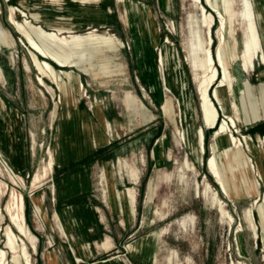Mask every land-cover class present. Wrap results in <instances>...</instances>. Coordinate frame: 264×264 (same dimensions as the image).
Returning a JSON list of instances; mask_svg holds the SVG:
<instances>
[{
  "label": "rangeland",
  "instance_id": "obj_1",
  "mask_svg": "<svg viewBox=\"0 0 264 264\" xmlns=\"http://www.w3.org/2000/svg\"><path fill=\"white\" fill-rule=\"evenodd\" d=\"M233 1L236 23L231 45L236 61L226 86L219 90L221 104L215 97L223 78L218 51L226 47L219 42V19L212 29L214 41L208 46V31L202 27L201 7L195 0H0V79L4 66L11 89L0 88V247L7 251L10 264L12 253L5 247L4 233L10 226L6 208L13 192L23 196L27 226L36 237V249L25 239L31 264L65 260L67 252L71 259H82L74 255L73 237L66 233L67 223L59 212L54 217L60 230L51 212L54 230L45 244L30 220L35 213L45 214L48 199L54 201L55 166L83 156L72 169H97L101 200H119L132 215L131 207L135 214L138 199V231L131 246L124 243L121 247L125 252L130 246L138 264H264V0ZM250 11L255 13L256 44L249 40ZM24 33L42 46L49 44L47 36L62 38L61 48L50 49L65 53L70 67L46 60L57 70L79 74L83 84V90L75 92L81 101L79 110L67 106L70 93L68 98L61 96L50 79L41 76L45 85L40 84ZM74 37L86 41L76 42ZM211 46L220 79L212 84L210 95L220 121L228 115L234 120L231 134L242 140L240 149L249 159L248 167L236 165L233 149L219 158L229 196L206 165L213 155L215 129L203 122L199 85L211 75L205 62ZM169 53L174 58L164 67L163 56ZM228 60L224 55L225 65ZM237 74L242 80L233 88ZM187 92L195 126L205 134L202 162L191 147L194 136ZM97 103L107 126L99 124L93 112ZM18 110L29 117V168L24 172L27 151ZM107 133L109 143L102 146ZM4 163L17 178H12ZM142 168L138 189L121 184L127 174L123 169H133L132 180L137 182ZM45 169L47 175H43ZM253 179L258 182L256 189ZM152 184L155 190L150 202ZM255 190L258 199L248 195ZM220 202L233 220L220 212ZM77 237L83 245V231ZM91 246L95 249L94 241Z\"/></svg>",
  "mask_w": 264,
  "mask_h": 264
},
{
  "label": "bare ground",
  "instance_id": "obj_2",
  "mask_svg": "<svg viewBox=\"0 0 264 264\" xmlns=\"http://www.w3.org/2000/svg\"><path fill=\"white\" fill-rule=\"evenodd\" d=\"M195 3L199 4L202 11V27L205 28L208 33V46L213 43V35L212 29L216 24V19H219V29L217 31L219 36V42L221 46H225L223 49L220 47L218 51L219 63L223 68V78L220 79V73L218 66L216 67V60L214 54L212 53V46L210 49L206 51V63H208V68L211 69L210 74L207 79H205L199 85V98H200V110L202 113V119L205 123V126L209 129H215L213 144H212V152L213 155L207 161V168L209 169V173H211L212 177L215 179V183L223 188L225 193L229 196V188L228 182L225 179L223 169L221 167V159L223 154L229 152L233 149V162L236 165H241L248 167L249 159L240 149L243 145L242 140L236 138L233 134H231V123L234 125L235 122L231 116H227L223 121H220L219 118V110L216 108V104L214 99L210 95V88L215 81L220 79V84L217 86L215 90V97L221 104V98L219 95L220 88L226 86L228 82L229 69L232 66L233 62L236 61V55L234 49L231 45V39L235 31V10H234V1L233 0H195ZM167 5V4H166ZM248 33L250 35V44L257 43V35L254 26L253 16H255L254 11H250L248 13ZM260 18V15H257ZM13 23L21 30V27L18 23ZM157 32V31H156ZM53 34V33H52ZM27 37L30 45V49L32 50V57L35 69L39 72V81L41 85H45V82L41 76L48 78L52 83L57 85V89L60 91L61 96H65L68 98V94L70 93L71 97L68 98L66 102L69 107H72L74 110H79V105L81 103L80 98L76 95L75 92L80 93L83 90V84L80 80L79 74L74 72L73 70H57L52 64H50L46 59H51L54 61L59 67L67 68L70 67V63L65 56V53H58L54 50H51L52 46H56L61 48L63 45L62 38L57 37L58 34L47 36L50 41L48 45H40L33 37L27 33H24ZM78 42H85V37H74ZM111 41V40H110ZM59 42V43H57ZM46 43V42H45ZM250 44L247 47H250ZM64 52V51H63ZM224 55L228 56L229 60L227 65L224 63ZM42 57V59H39ZM217 56V58H218ZM173 54L169 53L163 56L162 63L164 67H168L169 62L173 59ZM249 68L248 65H246ZM177 68V66L175 67ZM185 86V85H184ZM76 88V89H75ZM76 91H75V90ZM223 92V91H222ZM225 92V91H224ZM60 96V97H61ZM68 96V97H67ZM187 103H188V113L191 115V127L194 139L191 141V147L196 154L197 160L199 162L203 161L202 153L205 152V134L202 128H196L194 116H193V106L192 100L190 98L189 92H187ZM220 104V105H221ZM93 112L97 117V121L99 124L107 126L106 118L104 112L100 105L95 104L93 107ZM230 109V108H229ZM226 115V113H224ZM229 114V113H228ZM69 132V131H68ZM66 133V132H65ZM110 133H107L103 138V145L109 143ZM191 139V138H190ZM185 140V139H184ZM64 141V139H63ZM68 148V147H67ZM64 149V148H63ZM71 149V148H70ZM74 150V148H73ZM70 151V150H68ZM49 153L51 154V150L49 149ZM232 153V152H231ZM71 154V153H70ZM61 155V154H60ZM8 163V162H7ZM64 163V162H63ZM5 167L7 172L12 176V178H17L16 174L8 167L6 163ZM188 164V162H186ZM54 160L53 157L50 156L48 168L50 171L53 170ZM5 173V172H4ZM43 175H47V169L43 171ZM255 189L258 187V182L256 179L252 180ZM154 190L155 186L152 184L149 187L148 199L151 202L154 198ZM249 197L255 196V199H258L257 190H255L252 194H248ZM219 210L224 215H228L231 220L233 217L227 212V209L224 206V202H220ZM6 212L10 218V226L6 229L5 236V247L12 253L11 264H31V258L27 249V244L25 239L31 244L32 248L36 249L35 241L36 237L31 233L30 229L27 226V221L25 217V202L22 195H17L14 192L10 196V201L7 205ZM1 243V240H0ZM116 259V258H115ZM0 264H10L8 253L4 248L0 247Z\"/></svg>",
  "mask_w": 264,
  "mask_h": 264
},
{
  "label": "crops",
  "instance_id": "obj_3",
  "mask_svg": "<svg viewBox=\"0 0 264 264\" xmlns=\"http://www.w3.org/2000/svg\"><path fill=\"white\" fill-rule=\"evenodd\" d=\"M75 41L78 42L77 40ZM15 46H18L17 43ZM5 48L8 50L13 49V47L9 46ZM0 50H3V47H0ZM2 67L3 79H0V88H3V90H11L10 86L7 87V75L4 70V66ZM240 80H242V76L241 74H237L235 80L236 83L233 84V88L238 86ZM238 89L241 90L240 87ZM2 104L6 108L3 101ZM19 114L21 115L17 116V118H21L22 121L23 126L21 139L24 141L26 147L28 162L27 167L23 170L24 172L29 168V117L20 111ZM1 118H4V116L1 115ZM24 156L25 151L23 150L22 161L25 160ZM83 157L68 160L55 166L53 172L55 179L54 186L56 189L54 201L52 203V201L48 199V204L45 206V214H42L39 217V215L35 213L34 219L30 220L32 229L38 233L40 237L39 240L42 239V243H44L45 238H52L51 234L54 230L49 215L53 212V219L55 221V213L59 212L63 220H65V223H67L66 233L71 234L73 237V243L70 241V244H72L75 249L74 255L82 259L80 261H76L74 258L71 259L67 252V258L65 260L56 259L53 263H51L48 259L39 264H138L137 253L129 249L131 244H133L130 241L138 231V226L135 225V220L138 215V199L136 201L135 214L132 212L131 207L132 215H129L123 210V206H120V203L122 202L119 200L116 201V199L107 196L106 201L101 200L98 195L96 184L98 173L97 169L94 167H78L72 169V166H74ZM123 171L127 172V174L125 175L126 180L122 179L121 184L123 186H125V183L131 184L134 185L133 188L137 186L138 189L142 180L144 168L138 170L139 180L137 182L132 180L133 169H123ZM115 179H117L116 175ZM116 182L118 186V180H116ZM125 194L126 193L120 195L124 197ZM129 194L130 191L127 192V195ZM107 201L108 203H106ZM45 202L46 199L44 195V204ZM132 202L133 200L131 199L130 203L132 204ZM56 226L59 228L57 222ZM81 231H83L86 238L83 245L80 244L77 237ZM91 241H94L95 249L92 248ZM124 243H130V246L127 247L128 249H125V252L121 250ZM83 247L86 248V250H84ZM46 250H49V246L46 247ZM115 257H118L119 259L113 260Z\"/></svg>",
  "mask_w": 264,
  "mask_h": 264
}]
</instances>
